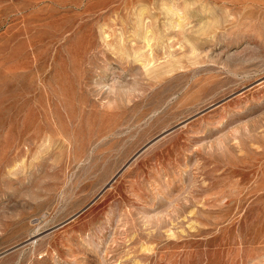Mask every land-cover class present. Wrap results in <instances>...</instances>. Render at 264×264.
I'll list each match as a JSON object with an SVG mask.
<instances>
[{
    "label": "rangeland",
    "instance_id": "374dc122",
    "mask_svg": "<svg viewBox=\"0 0 264 264\" xmlns=\"http://www.w3.org/2000/svg\"><path fill=\"white\" fill-rule=\"evenodd\" d=\"M0 264H264V0H0Z\"/></svg>",
    "mask_w": 264,
    "mask_h": 264
}]
</instances>
